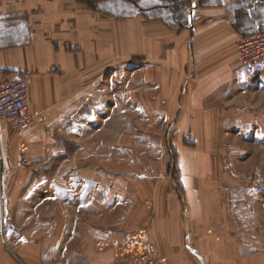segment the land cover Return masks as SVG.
Returning <instances> with one entry per match:
<instances>
[{
  "label": "crops",
  "instance_id": "1",
  "mask_svg": "<svg viewBox=\"0 0 264 264\" xmlns=\"http://www.w3.org/2000/svg\"><path fill=\"white\" fill-rule=\"evenodd\" d=\"M130 1L143 9L172 5L188 15L187 25L166 26L145 18L149 12L120 18L75 0H0V79L27 78L34 116L22 135L0 122V264H114L126 232L135 230L153 241L165 264H264V250H249L253 243L239 219L246 195L244 204L227 199L222 193L240 185L217 184L200 151L181 147L179 187L149 184L141 194L134 187L125 216L143 209L138 227L127 222L124 233L117 231L123 224L119 184L106 182L103 170L57 166L72 158L65 145L97 138L101 113L112 118L124 70L143 74L145 94L168 97L174 124L185 129L180 144L245 142L254 125L238 113L264 101V66L240 62L235 45L254 25H264V18L248 17L258 8L264 13V0ZM128 88L136 89L134 81ZM226 111L235 114L218 117ZM22 146L27 167L19 165ZM226 203L239 212L234 222ZM92 206L98 226L77 230ZM105 211L116 217L103 221Z\"/></svg>",
  "mask_w": 264,
  "mask_h": 264
},
{
  "label": "rangeland",
  "instance_id": "2",
  "mask_svg": "<svg viewBox=\"0 0 264 264\" xmlns=\"http://www.w3.org/2000/svg\"><path fill=\"white\" fill-rule=\"evenodd\" d=\"M75 1L89 9L95 8V4L92 8L89 0ZM119 11L121 18L132 13H128L126 9ZM242 38L238 39L236 45ZM142 75L134 74L132 70L121 71L119 106L114 111L112 118L111 114L101 113L104 123L101 128L97 129L100 131L97 138L89 136L88 143L83 144L82 148L79 144L65 145L64 148L72 153V158L59 161L57 166L63 164L65 167H74L76 165L77 167H86L95 173L103 170L106 182L113 178L115 183L119 184L122 195V213L119 216L123 224H120L117 231L124 233L126 230L124 226L127 222L138 227V219L141 216L138 217L137 212H142L143 209V206L135 208V214L128 219L127 201L135 200L134 187L140 194L144 190L143 187L145 188L149 184L172 183L179 187V169L183 167L180 156L181 147L186 146L192 149V152L200 151L207 156L206 164L213 168V177H216L217 184L240 185L238 192L228 190L222 194L228 197L227 199L231 198L232 201L240 198L243 204L245 202L243 195L245 194L247 206L242 207L239 218V212L236 215L235 209L226 203L228 205L226 217L233 222L235 216L242 220L247 238L250 243H253L249 244V250H264V101L257 102V105H251L252 110L238 113L241 114V119L254 120L253 127L248 128L249 134L244 139L245 142L195 144L187 140L180 144L179 140L185 129L182 130L178 124H174V111L171 109V107L174 108L173 105L167 103L168 97L158 96L154 93L145 94L139 84L143 79ZM129 81H134L136 89L129 90ZM217 114L223 120L235 113L226 111ZM219 131L221 133L220 129ZM226 134L224 133L221 137ZM93 139L95 141L91 142ZM230 141L232 140L230 139ZM75 152H77V156ZM206 182L208 183V180ZM54 209L55 207L52 205L48 208L49 212ZM124 211L126 214L123 213ZM95 214L96 209L92 206L88 208L87 215H72L71 219L76 217L79 219L81 216L80 222L83 221L84 224H78L77 230L81 228L85 232H90V228L98 226ZM102 216L103 221L116 217L106 211ZM122 216H125L124 222ZM144 217L146 222L150 219L151 214L147 212ZM68 219L64 218L62 221L66 222ZM140 233L142 232L135 230V232H126V235L136 236Z\"/></svg>",
  "mask_w": 264,
  "mask_h": 264
},
{
  "label": "built area",
  "instance_id": "3",
  "mask_svg": "<svg viewBox=\"0 0 264 264\" xmlns=\"http://www.w3.org/2000/svg\"><path fill=\"white\" fill-rule=\"evenodd\" d=\"M236 51L238 60L247 67L259 64L264 66V29L254 30L243 37L236 45ZM29 95L27 78L20 77L9 83H3L0 79V122H10L18 135H22L34 121ZM19 165H29L24 146L19 150ZM114 264H165V261L158 255L153 241L140 233L127 238Z\"/></svg>",
  "mask_w": 264,
  "mask_h": 264
},
{
  "label": "trees",
  "instance_id": "4",
  "mask_svg": "<svg viewBox=\"0 0 264 264\" xmlns=\"http://www.w3.org/2000/svg\"><path fill=\"white\" fill-rule=\"evenodd\" d=\"M77 1H85V0H77ZM90 4H95V8L93 10L98 11H104L108 13H113L116 16H119L120 9H126L128 13L136 12H149V14H145L144 17L151 19V20H159L164 25L169 27H178L183 28L187 25L188 22V15L184 13V15H181L180 10L174 9L172 5H167L164 7L161 6H152L148 9H143L142 7L138 6L136 2L130 1V0H89ZM87 3V2H86ZM189 3L185 2L182 3L179 9H185ZM184 12H187L188 10H183ZM263 11L258 8L257 10L252 11L248 17L250 21H255L254 19L260 20L261 18H264ZM120 17V16H119ZM121 18V17H120ZM264 25H254L252 30L245 33L242 37L248 36L251 32L257 29H263Z\"/></svg>",
  "mask_w": 264,
  "mask_h": 264
}]
</instances>
